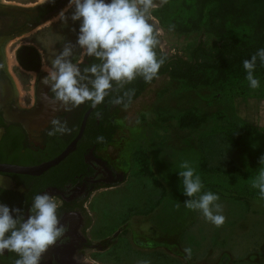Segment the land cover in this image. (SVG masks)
I'll list each match as a JSON object with an SVG mask.
<instances>
[{"label": "rangeland", "instance_id": "374dc122", "mask_svg": "<svg viewBox=\"0 0 264 264\" xmlns=\"http://www.w3.org/2000/svg\"><path fill=\"white\" fill-rule=\"evenodd\" d=\"M154 2L159 6L152 11L150 22L160 31L159 46L167 55L190 59L199 43L209 49L219 45L221 38L214 27L220 17L209 16L208 4L197 0L190 19L176 24L168 19L161 23L159 16L171 7L172 0L163 5L160 0ZM234 4L245 3L233 0ZM194 108L208 120L197 129L181 128L178 116ZM114 117L117 130L111 145L101 153L125 177L114 188L98 193L100 232L107 230L109 237L120 233L114 244L142 254L147 264H264V197L241 194L237 187L244 182L230 172L239 166L245 182L254 184L264 171V98H229L206 86L186 89L166 74L157 77L127 108H118ZM229 122H249L259 131L253 139L236 145L223 131ZM203 156L206 167L201 172ZM185 161L195 175L203 173V187L194 197L183 193L179 172ZM254 172L257 175L250 177ZM209 191L219 196L216 203L222 206L225 221L219 227L200 210L184 205ZM134 234L141 241L135 247L130 242ZM186 248L191 249V258Z\"/></svg>", "mask_w": 264, "mask_h": 264}, {"label": "flooded vegetation", "instance_id": "af4514ba", "mask_svg": "<svg viewBox=\"0 0 264 264\" xmlns=\"http://www.w3.org/2000/svg\"><path fill=\"white\" fill-rule=\"evenodd\" d=\"M67 4L68 0H0V204L23 209L27 219L36 194L47 192L56 199L57 214L68 231L62 242L49 247L41 264H142V254L114 244L120 233L109 237L107 230L104 234L98 230V193L117 186L125 174L101 153L111 142L100 147L97 137L102 122L105 128L109 127L114 123L115 111L122 107L112 105L111 100L131 89V84L119 91L114 85L104 102L89 113L76 149L59 164L39 175L18 171L60 156L78 136L91 108L87 101L72 112H53L43 99L45 94L52 95L49 87L41 83L47 75L43 69L51 68L52 60L67 41L75 43L77 39L71 29L78 31L79 21L64 24L57 19ZM80 53L78 47L74 49L73 63L81 61ZM96 62L85 56L80 67ZM96 112L102 113L101 119H97ZM54 117L66 119L73 131L48 136ZM110 210L106 212L110 214ZM137 237L134 234L133 241L129 238L134 247L141 244ZM122 252L125 254L120 256ZM17 258L5 250L0 264H14Z\"/></svg>", "mask_w": 264, "mask_h": 264}, {"label": "clouds", "instance_id": "9594fccd", "mask_svg": "<svg viewBox=\"0 0 264 264\" xmlns=\"http://www.w3.org/2000/svg\"><path fill=\"white\" fill-rule=\"evenodd\" d=\"M167 2L160 0V5ZM158 6L154 0H110V3L106 0H68L57 19L64 24L69 20L73 23L79 21L78 31L75 27L71 29L77 39L75 43L67 41L64 44L52 60L51 68L43 69L47 75L41 80L52 93L51 96L45 94L43 97L52 111L72 112L87 101L91 102L92 108H96L104 102L114 85L119 91L138 77L146 83L156 78L165 63V59L158 58L156 52L160 31L150 23L152 11ZM77 47L81 50L82 59L79 63H73L71 57ZM85 56L98 62L81 69L80 63ZM258 57L264 63V48L243 61L246 80L252 89L260 86L254 76ZM134 92V89L124 91L122 96H115L111 104H123L127 108ZM125 98L128 103H125ZM95 115L97 119L102 118L100 112ZM50 124L48 136L65 135L73 131L68 121L60 117L51 119ZM103 139L102 136L97 137L99 142ZM261 164H264V157H261ZM180 167L184 169L179 172L183 178V193L187 197H194L203 187L201 178L195 175L187 161ZM253 187L258 188L264 197V171H261ZM218 200L219 196L209 191L198 199L186 200L184 205L190 210H200L206 220L219 227L225 217L220 214L222 206L216 203ZM58 207L56 199L47 192L33 197L27 219L23 209L0 204V255L7 250L18 256L14 264H41L49 247L58 241L62 242L68 231V226L60 222ZM185 252L191 258V249L186 248Z\"/></svg>", "mask_w": 264, "mask_h": 264}, {"label": "trees", "instance_id": "16d2710c", "mask_svg": "<svg viewBox=\"0 0 264 264\" xmlns=\"http://www.w3.org/2000/svg\"><path fill=\"white\" fill-rule=\"evenodd\" d=\"M196 1L172 0L171 7L162 11V14L159 15L161 23L167 19L176 24H181V21H186V19L189 20V14L193 15L195 11ZM247 1L243 0L245 4L242 5H233V0H204V2L200 0L201 4L209 5L207 9L209 16L212 14L215 18L220 17V21L214 27L221 38L219 45L216 48L209 49L203 43H199L193 49L190 59L179 55H167L158 45L156 49L157 57H163L165 63L159 69L157 77L168 74L171 78L180 81L186 89L195 90L206 86L222 92L229 98H249L253 95L257 98H264V63L260 61L259 57L257 58L254 70V76L260 82L257 89L250 87L249 82L246 80V70L243 67L245 59H250L258 50L264 48V0H258L256 5H248L246 4ZM261 14L262 18L260 19ZM157 77L150 83H146L138 77L130 85V88L135 90L131 102L128 103L126 99L125 103L130 105L138 99L146 87L156 81ZM122 106L124 105L122 104ZM207 120V116L200 114L195 108L189 109L178 116L179 126L186 129H197ZM103 124L102 122L98 134V137L102 136L104 138L102 142H97L100 147L112 142L117 130L114 123L106 128ZM223 131L234 144L239 145L253 139L258 133L259 127L249 122H229L223 128ZM80 159L83 165V158ZM205 167L206 160L203 156L200 159V171L204 172ZM230 172L235 180L244 182L242 186L237 187V191L253 197H262L259 189L253 187L250 180L245 182L244 172L239 166H233ZM257 173H252L250 177L253 178ZM202 174L200 173L199 176L202 177Z\"/></svg>", "mask_w": 264, "mask_h": 264}, {"label": "water", "instance_id": "95a60500", "mask_svg": "<svg viewBox=\"0 0 264 264\" xmlns=\"http://www.w3.org/2000/svg\"><path fill=\"white\" fill-rule=\"evenodd\" d=\"M93 109L94 108L91 107L90 110L86 113L84 120H83L81 130H80L78 136L70 143V145L64 150V152L60 156H58L57 158H55L54 160H52L48 163H44L42 165L35 166V167L22 168V169H19L18 171L21 173H26V174H31V175H39V174L43 173L44 171H46L47 169H49L50 167L57 165L62 160H64L70 153H72L76 149V145H77L78 141L82 138V136L84 134L88 115Z\"/></svg>", "mask_w": 264, "mask_h": 264}]
</instances>
